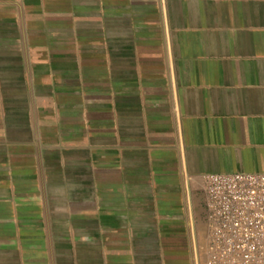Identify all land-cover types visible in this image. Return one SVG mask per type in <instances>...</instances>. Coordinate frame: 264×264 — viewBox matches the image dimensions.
<instances>
[{
  "label": "crops",
  "instance_id": "obj_1",
  "mask_svg": "<svg viewBox=\"0 0 264 264\" xmlns=\"http://www.w3.org/2000/svg\"><path fill=\"white\" fill-rule=\"evenodd\" d=\"M233 172L264 173V0H0V264H192Z\"/></svg>",
  "mask_w": 264,
  "mask_h": 264
},
{
  "label": "built area",
  "instance_id": "obj_2",
  "mask_svg": "<svg viewBox=\"0 0 264 264\" xmlns=\"http://www.w3.org/2000/svg\"><path fill=\"white\" fill-rule=\"evenodd\" d=\"M202 228L191 217L192 264H264V173L198 176ZM186 199L192 190L186 184Z\"/></svg>",
  "mask_w": 264,
  "mask_h": 264
},
{
  "label": "rangeland",
  "instance_id": "obj_3",
  "mask_svg": "<svg viewBox=\"0 0 264 264\" xmlns=\"http://www.w3.org/2000/svg\"><path fill=\"white\" fill-rule=\"evenodd\" d=\"M197 196L200 199L199 192H197ZM200 205H201V203H200ZM196 211H197V213H199V217H198V227L201 230V228H202V208L201 207H196Z\"/></svg>",
  "mask_w": 264,
  "mask_h": 264
}]
</instances>
